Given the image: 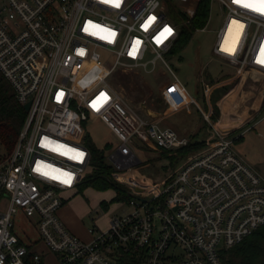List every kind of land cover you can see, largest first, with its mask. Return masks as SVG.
<instances>
[{
    "label": "built area",
    "instance_id": "1",
    "mask_svg": "<svg viewBox=\"0 0 264 264\" xmlns=\"http://www.w3.org/2000/svg\"><path fill=\"white\" fill-rule=\"evenodd\" d=\"M200 1L0 0V71L17 101L30 103L13 151L0 162V264H223L225 250L264 225V178L235 151L238 137L213 126L212 110L202 114L213 135L162 181L134 173L140 148L177 155L194 141L144 117L146 109L127 102L111 79L119 68L166 63L181 29L170 5L190 22ZM209 1V12L225 15L213 53L239 74L264 72V14L243 6L251 0ZM232 21L243 28L225 44ZM175 83L186 98L174 108L198 104ZM94 121L119 141L108 162L130 210L90 228L84 240L60 209L91 165L83 139ZM19 217L29 226L21 234Z\"/></svg>",
    "mask_w": 264,
    "mask_h": 264
},
{
    "label": "rangeland",
    "instance_id": "2",
    "mask_svg": "<svg viewBox=\"0 0 264 264\" xmlns=\"http://www.w3.org/2000/svg\"><path fill=\"white\" fill-rule=\"evenodd\" d=\"M216 10L217 7L212 11L213 14L206 25V30L195 31L190 41L178 54L172 57L169 56L168 58L164 56V59L166 58L179 81L187 87L189 93L199 103L203 104L202 100L198 97L200 93L198 86L202 87L203 81L216 84V79L217 81L223 79L226 88H234V91L229 96L230 98L227 97L225 101L226 112L229 114L236 112L237 114H245L246 110L254 106L252 101L256 95V91L258 93L264 90V72L245 68L242 77L246 81L242 83V77H240L233 83L229 76L231 72H228L230 70L234 71V68L229 66L228 61L223 59V62L213 53L216 33L224 20V16L218 14ZM147 58L152 59L153 56L150 54ZM162 60H158L157 67L154 69H152L151 64L146 68L139 67L125 70L119 68L111 79L112 83L127 102L134 106H138L141 102L146 101L148 106L156 105L160 108L161 105L157 102H161V100L165 99L171 103L186 98L182 86L176 85L175 78ZM222 73L227 74L222 75ZM221 75L222 77H220ZM243 94L244 96H241ZM249 98L251 101L247 100ZM241 99L246 102L241 101ZM237 101H241L240 110L233 108ZM229 102L234 111L231 108L229 111ZM255 105L258 107L259 102L256 101ZM250 118L252 120L255 119L253 116H250ZM166 121L178 132L187 136L197 134V137H203L204 131L210 129L209 127L207 128L208 123H206L204 116L199 113L194 104L190 105V111L184 107ZM212 122H215V120L212 119ZM245 122L244 124H248L247 120ZM86 131L83 143L88 144L87 140L89 139L94 146L104 149L107 155L119 144L117 137L101 121L88 122ZM139 145L142 144L139 143ZM233 147L251 166L264 176V120L256 126V129L245 131L243 139L235 140ZM147 149L149 151H137V156L141 163L135 169H137L140 175L155 182H160L165 178V175L172 172L173 166H171L167 157L161 156L158 153V150H154L150 146ZM192 151H188L187 154ZM4 153L5 151L0 144V162L10 155V153L3 155ZM167 154L169 155V153ZM172 156L176 155L173 154ZM122 186V191L127 194L128 190L124 185ZM115 191L113 188L102 190L93 187L78 190L77 192H73V195H69V199L60 213L63 214L64 212L65 219L69 221L67 223H70L69 226L72 229L74 228L75 232L87 238V235L89 236L87 232L88 228L97 226L103 229L108 225V221L112 215L124 210H130L128 204L115 199ZM104 204L107 205L105 206ZM28 227L25 219L19 217L16 222V232L21 234L24 230L28 231ZM36 234L38 235V231Z\"/></svg>",
    "mask_w": 264,
    "mask_h": 264
},
{
    "label": "trees",
    "instance_id": "3",
    "mask_svg": "<svg viewBox=\"0 0 264 264\" xmlns=\"http://www.w3.org/2000/svg\"><path fill=\"white\" fill-rule=\"evenodd\" d=\"M209 6V0H201L195 17L190 22H187L186 17L178 12L177 7L170 5L168 14L176 23L180 24L181 29L180 36L168 55L179 53L190 41L197 28H203L206 25ZM227 90L228 88L224 86L217 93L214 90L211 94L214 110L212 114L213 120H216L219 112L216 100L226 93ZM206 109L208 110V104ZM26 116L27 111L17 101L13 88L0 71V144L5 151L3 155L13 151L23 129ZM192 139L194 142H190L187 147L180 149L177 155H185L188 151L195 150L202 144V141L197 140L194 136H191ZM87 141L91 152V166L84 175L83 181L79 185V190L86 187L102 190L113 188L117 193L116 200L127 198L126 193L122 191L123 186L118 184L112 177L113 168L106 162L104 149L97 148L89 139ZM167 153V151H164L161 154L168 157L172 164L179 159L178 156L168 155ZM222 261L223 264H264V225L240 243L225 250L222 253Z\"/></svg>",
    "mask_w": 264,
    "mask_h": 264
},
{
    "label": "crops",
    "instance_id": "4",
    "mask_svg": "<svg viewBox=\"0 0 264 264\" xmlns=\"http://www.w3.org/2000/svg\"><path fill=\"white\" fill-rule=\"evenodd\" d=\"M210 2V1H209ZM210 7V6H209ZM215 8V7H214ZM213 8V9H214ZM213 9H212V11H213ZM212 11L211 12H209V15H208V20H207V23L210 21V19H211V16H212ZM217 13L218 14H222L223 16H224V18H225V15L223 14V13H221V12H219V10H218V8H217ZM210 16V17H209ZM207 23H206V25H207ZM205 25V26H206ZM204 26V27H205ZM170 52V51H169ZM169 52H167L166 54H165V56L168 58L169 56H173V55H176V54H178V53H176V54H173V55H168V53ZM222 61H223V59L224 58H222V57H220V56H218ZM158 60H161V59H157V61H156V63L155 64H151V67H152V69H154V68H156L157 67V62H158ZM224 60H226V59H224ZM165 61H166V58H165ZM226 61H228V60H226ZM162 62H164L163 60H162ZM224 62V61H223ZM164 64L166 65V67L168 68V70L171 72V70L174 72V70H173V68L170 66V64L166 61V63L164 62ZM228 64H229V66H231V67H233L234 68V71L233 70H227V71H229L228 73H230L231 72V74L229 75L230 76V79H232V81H233V83H234V81L235 80H237V79H239L240 77H242V74H239L238 73V70H237V67H235L234 65H232L229 61H228ZM171 68V70L169 69V67ZM149 66V65H148ZM147 66V67H148ZM146 68V67H145ZM251 70H256V69H251ZM257 71H259V72H262V71H260V70H257ZM172 73V72H171ZM175 73V72H174ZM223 74H227V73H222V75ZM222 75L220 76V77H222ZM172 76L175 78V80H176V82H177V79H178V77L176 76V74L174 75L173 73H172ZM219 77V78H220ZM229 79V80H230ZM179 80V79H178ZM222 80V81H221ZM242 83H244L245 81H246V79H244L243 77H242ZM216 84H210L209 82H207V81H203V85H202V87H200V86H198V88H199V90H200V93H199V95H198V97L202 100V102H203V104H201V103H199L198 102V100L195 98V97H193L190 93H189V91H188V89H187V87H186V89H187V91H188V94H189V96H192L197 102H198V104L197 103H189L188 105H186V106H183V107H180V108H174V106L168 101V100H161V102H157L158 104H160L161 105V107L159 108V107H157L156 105H153V106H148L147 104H146V101H144V102H141L137 107L138 108H145L146 109V111H147V113L148 114H146L145 113V110H144V113L142 114L144 117H146V118H157V119H159V123H160V125L162 126V127H168V128H171V129H173V130H175L178 134H180V135H182V136H187L186 134H182V133H180V132H178L174 127H172V126H170L167 122L168 121H166L169 117H171L173 114H175V113H177L178 111H180L182 108H184V107H186L187 109H188V111H190V105H192V104H194L195 105V107L199 110V113L200 114H202V109L204 110V111H208V110H212L213 111V104H212V101H211V94H212V92L215 90V93H217V91H219V90H221L224 86H225V84H224V81H223V79H219L218 81H217V79H216ZM114 85V84H113ZM214 85V86H213ZM207 86H209L210 87V91H209V95H207V93H205V89H206V87ZM215 87V88H214ZM116 88V87H115ZM234 91V88L232 89H230V87L228 88V90H227V92L226 93H224V94H222L221 95V97H219L217 100H216V104H217V106H218V108H219V112H218V116H217V118H216V120H215V122H213V126L218 130V131H220V132H223V133H229V134H231V135H233V136H236V137H238V139L237 140H241V139H243V134H244V132L245 131H250V130H253V129H256V126L258 125V124H260L263 120H264V90H261V91H259L258 93H257V91H256V95H255V97H254V99H253V101H252V104L254 105V106H251V108L249 109V110H246V113L245 114H237V112L236 113H233V114H229V113H227L226 111H227V109H226V104H225V101H226V99H227V97H229L230 95H231V93ZM254 94H255V92H254ZM241 96H244V94L243 95H241ZM230 98V97H229ZM228 98V99H229ZM248 101H251L250 100V98L249 99H247ZM241 101H243V102H246V101H244L243 99H241ZM241 101H237V103L233 106V108L234 109H238V110H240L239 108H240V106H241ZM256 101L257 102H259V106L257 107L256 105H255V103H256ZM208 104V110L206 109V105ZM239 106V107H238ZM230 108H231V110H233L234 111V109L230 106V102H229V111H230ZM148 110H150L151 111V114H149V112H148ZM239 113V112H238ZM203 115V114H202ZM250 116L252 117L253 116V118H255V119H251L250 118ZM245 120H247L248 122V124H244V122H245ZM206 121V120H205ZM206 123H208L207 121H206ZM246 123V122H245ZM210 123H208V126H207V128L209 127L210 129L208 130L207 129V131L205 130L204 131V136L203 137H197V134L196 135H192V136H194V138H196L197 140H199V141H204V140H206V139H208V138H210L213 134H212V127H213ZM237 130V131H236ZM187 137H190L191 138V136H187ZM199 138V139H198ZM195 139V140H196ZM87 146H88V144H87ZM88 148H89V146H88ZM90 150V149H89ZM140 150L141 151H145V150H147V151H149L147 148H145V147H142V148H140ZM236 151V150H235ZM237 152V151H236ZM161 156H164V155H162L161 153L162 152H158ZM238 153V152H237ZM105 154H106V152H105ZM239 154V153H238ZM187 154H185V155H181V154H179V155H176V156H178V160L175 162V163H173L172 164V162H171V160L169 159V161H170V163H171V166H173L172 167V170H173V168H176V167H178L179 166V164L182 162V159L186 156ZM240 155V154H239ZM106 156V162L109 164V162H108V156L109 155H105ZM168 158V157H167ZM140 161V160H139ZM141 163V161L139 162V164ZM110 165V164H109ZM138 165V164H137ZM136 165V166H137ZM145 165H148V164H145ZM144 165V166H145ZM91 166V165H90ZM111 166V165H110ZM253 167V166H252ZM137 168V167H136ZM254 168V167H253ZM256 169V168H255ZM88 170H89V168H88ZM87 170V171H88ZM257 170V169H256ZM136 171H137V169H136ZM258 171V170H257ZM259 172V171H258ZM137 176H139L140 174L138 173V172H134ZM259 174L262 176V174L259 172ZM168 175V174H167ZM167 175H165V177L167 176ZM142 176V175H141ZM263 178H264V176H262ZM149 179V178H148ZM151 180V179H150ZM83 181V180H82ZM153 181V180H152ZM79 190V187L76 189V190H68V191H65V194H66V196H67V198L69 199V195H73V192H77ZM70 192V194H68ZM116 192V191H115ZM127 198H121V199H118L117 201H120V202H123V203H125V204H128V202H129V200H130V195H129V193L127 192ZM116 196H117V193H116ZM68 199H67V201H68ZM66 201V202H67ZM65 205V204H64ZM63 205V206H64ZM105 205V204H104ZM107 205V204H106ZM105 205V206H106ZM63 206H62V208H63ZM130 207V206H129ZM62 208L60 209V211L62 210ZM124 211H129V210H124ZM123 212V211H122ZM121 213V212H120ZM118 214V213H117ZM60 215H61V217H62V219L64 220V222L67 224V226L70 228V230H72L75 234H77L79 237H81L82 239H84V240H89L90 238H91V234H90V232H89V229L90 228H88L87 229V232L89 233V236L87 235V238H84V237H82L80 234H78L77 232H75V229L73 228H71L70 226H69V224L67 223V222H69L68 220H66L65 219V214H64V212H63V214L62 213H60ZM113 216V215H112ZM111 218V217H110Z\"/></svg>",
    "mask_w": 264,
    "mask_h": 264
},
{
    "label": "bare ground",
    "instance_id": "5",
    "mask_svg": "<svg viewBox=\"0 0 264 264\" xmlns=\"http://www.w3.org/2000/svg\"><path fill=\"white\" fill-rule=\"evenodd\" d=\"M248 2V1H246ZM259 2V0H251L248 3H257ZM236 23H234V21H232L229 29H228V34H227V38L225 40V44H229V43H233L236 42L238 39V36L240 34V30L241 28H243V24L241 22L235 21Z\"/></svg>",
    "mask_w": 264,
    "mask_h": 264
},
{
    "label": "snow or ice",
    "instance_id": "6",
    "mask_svg": "<svg viewBox=\"0 0 264 264\" xmlns=\"http://www.w3.org/2000/svg\"><path fill=\"white\" fill-rule=\"evenodd\" d=\"M237 3H240L241 0H236ZM243 6L245 7H248V8H251L255 11H258V12H261L262 14H264V0H259V2L257 3H248V2H245L243 4ZM234 23H236L234 21ZM170 31V30H169ZM229 51H231L232 49H228ZM262 63H264V60L261 61Z\"/></svg>",
    "mask_w": 264,
    "mask_h": 264
},
{
    "label": "water",
    "instance_id": "7",
    "mask_svg": "<svg viewBox=\"0 0 264 264\" xmlns=\"http://www.w3.org/2000/svg\"><path fill=\"white\" fill-rule=\"evenodd\" d=\"M29 107H30V103H27V104L24 105V109L25 110H28ZM148 112H149V114H151V111L150 110H148Z\"/></svg>",
    "mask_w": 264,
    "mask_h": 264
}]
</instances>
